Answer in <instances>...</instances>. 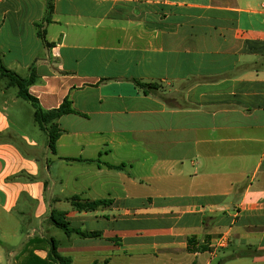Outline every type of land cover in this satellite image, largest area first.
<instances>
[{
  "label": "crops",
  "instance_id": "obj_1",
  "mask_svg": "<svg viewBox=\"0 0 264 264\" xmlns=\"http://www.w3.org/2000/svg\"><path fill=\"white\" fill-rule=\"evenodd\" d=\"M47 2L0 0V56L76 113L53 152L0 75V264H264V0Z\"/></svg>",
  "mask_w": 264,
  "mask_h": 264
},
{
  "label": "trees",
  "instance_id": "obj_2",
  "mask_svg": "<svg viewBox=\"0 0 264 264\" xmlns=\"http://www.w3.org/2000/svg\"><path fill=\"white\" fill-rule=\"evenodd\" d=\"M53 11V5L51 0H48L47 2V13L45 16V21H50V14ZM42 23H36V26L38 28L37 34L39 37L44 39V32L42 31ZM49 45V43H46ZM0 75L5 76L9 79V84L16 86L18 88V95L29 101L32 106L34 107V119L37 125L47 133L48 140H49V147L53 152L56 151V141L59 138L61 129L59 128V124L57 120L65 114L69 113H76V111L72 107V102L69 96H67L63 102L60 104L59 107L45 110L40 105L39 99L34 96L29 91V86L35 82L36 73L34 66L31 68L30 75L28 77H22L15 71L7 68L3 63L0 56ZM134 82L137 86L142 88H154L156 85L154 83L149 82H143L137 79H134ZM95 162L99 163L100 161L97 159ZM109 167L114 168H121V166H114L108 163H105ZM68 200L73 204V206L78 210H93L97 208L98 206L105 205V200H86L82 199L80 196H73L68 198ZM57 225L60 226L66 233L70 234L71 232H77L83 235H90L91 233H84L80 232L79 230L72 229L69 226V222L65 221H56ZM200 249H205L204 246L199 247ZM246 253V252H243ZM49 258L56 262L57 264H64L67 262L69 263V259H65L57 252V245L55 240L51 241V249L49 253Z\"/></svg>",
  "mask_w": 264,
  "mask_h": 264
}]
</instances>
